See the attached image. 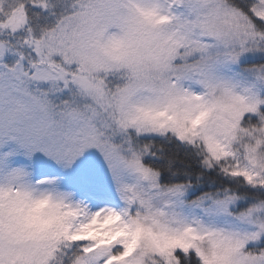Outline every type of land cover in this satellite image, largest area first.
<instances>
[{
    "label": "snow or ice",
    "instance_id": "snow-or-ice-1",
    "mask_svg": "<svg viewBox=\"0 0 264 264\" xmlns=\"http://www.w3.org/2000/svg\"><path fill=\"white\" fill-rule=\"evenodd\" d=\"M0 264H264V0H0Z\"/></svg>",
    "mask_w": 264,
    "mask_h": 264
}]
</instances>
